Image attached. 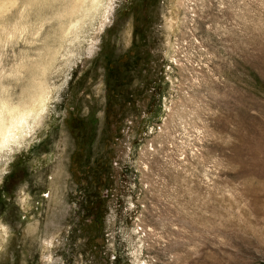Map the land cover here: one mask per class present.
Returning <instances> with one entry per match:
<instances>
[{
    "label": "rangeland",
    "instance_id": "1",
    "mask_svg": "<svg viewBox=\"0 0 264 264\" xmlns=\"http://www.w3.org/2000/svg\"><path fill=\"white\" fill-rule=\"evenodd\" d=\"M5 2L0 264H264V0Z\"/></svg>",
    "mask_w": 264,
    "mask_h": 264
},
{
    "label": "bare ground",
    "instance_id": "2",
    "mask_svg": "<svg viewBox=\"0 0 264 264\" xmlns=\"http://www.w3.org/2000/svg\"><path fill=\"white\" fill-rule=\"evenodd\" d=\"M10 3H3L0 6V10L4 11ZM34 111L27 112L26 110H22L18 107H10L3 103L0 105V150L7 147L10 143L17 142L18 138L22 135L23 128L26 123H28V120L33 116H36L38 111L41 110Z\"/></svg>",
    "mask_w": 264,
    "mask_h": 264
},
{
    "label": "snow or ice",
    "instance_id": "3",
    "mask_svg": "<svg viewBox=\"0 0 264 264\" xmlns=\"http://www.w3.org/2000/svg\"><path fill=\"white\" fill-rule=\"evenodd\" d=\"M77 2H79V0H77ZM83 2L85 4H87L89 2V0H83ZM90 2L93 3V4H98V3H101L102 0H90ZM108 3H112V0H108Z\"/></svg>",
    "mask_w": 264,
    "mask_h": 264
}]
</instances>
